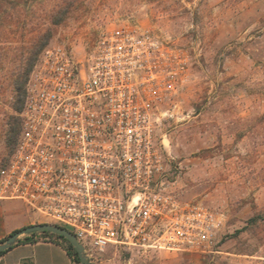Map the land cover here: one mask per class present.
Listing matches in <instances>:
<instances>
[{"label": "built area", "instance_id": "2783aa9c", "mask_svg": "<svg viewBox=\"0 0 264 264\" xmlns=\"http://www.w3.org/2000/svg\"><path fill=\"white\" fill-rule=\"evenodd\" d=\"M189 63L187 50L125 25L82 56L48 45L25 86L0 200L70 231L89 264L121 248L215 252L225 215L168 189L156 138Z\"/></svg>", "mask_w": 264, "mask_h": 264}, {"label": "rangeland", "instance_id": "374dc122", "mask_svg": "<svg viewBox=\"0 0 264 264\" xmlns=\"http://www.w3.org/2000/svg\"><path fill=\"white\" fill-rule=\"evenodd\" d=\"M52 2L20 6L25 27L0 26V73L12 63V45L45 27ZM121 25L188 51V77L163 106L156 138L168 189L222 212L225 225L212 253L121 248L97 264H255L258 256L242 253L264 255V221L252 220L264 216V0H82L49 45L82 56L102 32ZM11 153L0 138V167Z\"/></svg>", "mask_w": 264, "mask_h": 264}, {"label": "trees", "instance_id": "16d2710c", "mask_svg": "<svg viewBox=\"0 0 264 264\" xmlns=\"http://www.w3.org/2000/svg\"><path fill=\"white\" fill-rule=\"evenodd\" d=\"M30 1L32 0H0V26L2 27V25L6 24L12 25L14 21H18V24H22L21 27H25L26 24L20 22L21 20H19L17 13L20 6ZM81 3L82 0H53L52 4L45 11V27L42 29L39 28L28 42H20L12 45V55L10 57H7L5 53L8 64L12 63L10 66H7L6 71L0 73V138L5 147L10 151H13L20 131L19 113L23 107L25 86L29 75L38 61L41 52L49 45L56 28L63 25ZM0 45H2V43ZM2 57L0 56V64L1 61H3ZM252 220L255 223H258V221L263 222L264 216H256L252 218ZM16 231H18V229L12 231L11 234ZM38 233L41 234L42 237H49L61 244L72 261L81 264L71 243L63 236L48 231L26 234L22 240L17 239L14 244L20 241L34 242L37 240L35 236ZM5 239L6 238L0 240V243ZM14 244L8 247V249ZM6 250L0 252V255ZM256 251L257 250H251L242 254L250 256L256 255L258 259L255 260V264H264V255H257L255 254L257 253Z\"/></svg>", "mask_w": 264, "mask_h": 264}, {"label": "crops", "instance_id": "0c3cea01", "mask_svg": "<svg viewBox=\"0 0 264 264\" xmlns=\"http://www.w3.org/2000/svg\"><path fill=\"white\" fill-rule=\"evenodd\" d=\"M34 215L18 200H0V240L7 238L12 231L25 226L47 222L45 219H32ZM25 235H20L22 240ZM34 242L20 241L0 255V264H74L65 248L49 237L36 234Z\"/></svg>", "mask_w": 264, "mask_h": 264}, {"label": "water", "instance_id": "95a60500", "mask_svg": "<svg viewBox=\"0 0 264 264\" xmlns=\"http://www.w3.org/2000/svg\"><path fill=\"white\" fill-rule=\"evenodd\" d=\"M40 231H48V232H51V233H54V234H57V235H60L66 238L71 243V245L74 247L79 257L80 263L89 264V262L87 261L84 255L81 244L77 241L74 235L67 229L60 227L58 225L51 224V223H36V224H31V225H28V226H25L19 229L18 231L9 235L2 243H0V252L8 249V247L14 244L20 235H26L32 232H40Z\"/></svg>", "mask_w": 264, "mask_h": 264}]
</instances>
